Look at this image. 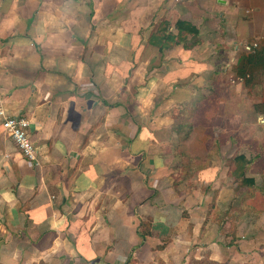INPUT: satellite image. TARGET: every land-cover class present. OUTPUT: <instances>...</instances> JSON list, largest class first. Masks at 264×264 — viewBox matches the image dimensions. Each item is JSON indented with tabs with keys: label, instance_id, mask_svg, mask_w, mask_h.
<instances>
[{
	"label": "crops",
	"instance_id": "1",
	"mask_svg": "<svg viewBox=\"0 0 264 264\" xmlns=\"http://www.w3.org/2000/svg\"><path fill=\"white\" fill-rule=\"evenodd\" d=\"M177 21L198 31L190 48L150 44ZM204 101L216 133L194 129L179 153L195 167L174 182L175 116ZM0 110L29 121L37 152L0 117V264L264 247V0H0ZM240 155L253 184L237 191Z\"/></svg>",
	"mask_w": 264,
	"mask_h": 264
},
{
	"label": "rangeland",
	"instance_id": "2",
	"mask_svg": "<svg viewBox=\"0 0 264 264\" xmlns=\"http://www.w3.org/2000/svg\"><path fill=\"white\" fill-rule=\"evenodd\" d=\"M229 82H230V80H229ZM219 94H222V93H219ZM211 104L212 103H210V101L209 102L204 101L201 104H199L200 106L194 107V109L193 108L188 109L186 112V115H183V113H182V115H180V116L179 115L175 116L176 119L183 121L181 123H176L174 125L175 126L174 132L176 134V138H175V140L171 141L170 147H172V149L174 148L173 150H174L175 154H178V155L180 154L179 153L180 147L183 145V142H185L190 137V135L193 134L195 128H198L200 126L201 128L204 127L205 132H207L208 134L216 133V132H212L213 131L212 129H214L215 125L211 124V122L207 123L206 120L203 119V118H206L205 117L206 114L208 112H210L211 107H212ZM178 155H174V158H178ZM180 156H181V157H179L180 161H177V159H174L175 162H174L173 168L174 169L176 168V170L179 171L177 173H173L175 176L174 180H173L174 182H178V181L181 182L182 176L187 177L188 175H190V172H188V171H189L191 165H193V169L195 167L194 166L195 165L194 164V162H195L194 156H185V157L183 156L182 157L181 154H180ZM206 159H209V157ZM183 168H184V170H183ZM239 187L240 188L242 187L240 185V183L237 186V188L239 189ZM240 193H242V191H240ZM243 196L244 195H241V199ZM254 201H255L254 207H255L256 211L260 210L259 209L260 207H262V209H264V204L258 202L257 199H254ZM244 205H246V203H244ZM263 211L264 210H262V212ZM232 212H234V211H232ZM239 212H240V210H239ZM226 213H229L228 210ZM262 218H264V216H262ZM262 224H263V222H262ZM262 236L264 238L263 234H262ZM263 246H264V244H263ZM156 250H157V247H156ZM182 255H183V257H181V258H170L168 260H164V262H162V260L156 256L152 260V264H264V247H252V250H250L244 258H242V256H240V258L236 257L232 261L230 258L229 260L226 259V260L222 261L221 263L211 262V261L204 259V258L197 261V260H194L192 258V256H191V260L186 261V259H187L186 256L190 255V253L189 252H185V253L182 252ZM185 257H186V259H185ZM230 261H231V263H229Z\"/></svg>",
	"mask_w": 264,
	"mask_h": 264
},
{
	"label": "trees",
	"instance_id": "3",
	"mask_svg": "<svg viewBox=\"0 0 264 264\" xmlns=\"http://www.w3.org/2000/svg\"><path fill=\"white\" fill-rule=\"evenodd\" d=\"M175 28L177 30V34L173 35L171 32H169V23H161L157 28L156 33L151 36L149 40L150 44L157 46L160 51L167 49L173 45H183V47L190 48L192 43L191 40L188 43V37L190 36L191 38H193L197 36V29L193 25L185 21H177V23L175 24ZM232 161L234 163V169L231 170L230 175L234 178V181L240 183L242 187L247 186V184H253L252 178L246 179L245 177L247 165V161L245 160V158L240 155L236 156ZM239 189L236 187L237 191H239ZM242 208L243 205L241 204L240 212L243 210Z\"/></svg>",
	"mask_w": 264,
	"mask_h": 264
},
{
	"label": "built area",
	"instance_id": "4",
	"mask_svg": "<svg viewBox=\"0 0 264 264\" xmlns=\"http://www.w3.org/2000/svg\"><path fill=\"white\" fill-rule=\"evenodd\" d=\"M0 117L2 130L12 140L18 151L27 160L35 161L37 152L30 138L29 121L23 117L7 116L2 110H0Z\"/></svg>",
	"mask_w": 264,
	"mask_h": 264
}]
</instances>
